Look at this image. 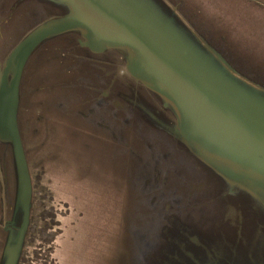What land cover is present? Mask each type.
I'll return each mask as SVG.
<instances>
[{"label":"water","instance_id":"1","mask_svg":"<svg viewBox=\"0 0 264 264\" xmlns=\"http://www.w3.org/2000/svg\"><path fill=\"white\" fill-rule=\"evenodd\" d=\"M12 1L10 8L15 4L16 10L22 0ZM39 2L56 11L38 20L0 61V173L5 177L0 187L6 188L3 201L6 193L11 199L13 173L17 196L11 209L22 211L15 236L11 223L0 264L21 263L31 234L33 189L51 170L34 154L39 146L34 137L41 132L30 130L48 124L49 116L37 109L21 128L19 115L23 73L39 49L49 50L48 58L62 64L78 60L98 70L94 83L71 78L39 83L36 90L47 93L66 85L90 92L86 107L64 109L56 101L58 111L73 112L77 124L91 123L98 135L111 134L118 142L121 133L107 129L101 112H111L127 128L133 125L132 115L142 112L141 118L156 126L155 133L189 148L209 168L208 178L185 180L187 189L198 190L175 200L174 209L171 199L156 207L153 213L160 221L153 222L152 233L158 240L142 254L144 264H264V84L235 65L229 47L236 42L227 37H248V0H188L184 6L179 0ZM257 34L261 38H251L264 43V35ZM61 38L57 46L50 45ZM238 42L248 47L251 41ZM107 51L111 58L102 57ZM72 61L61 70L70 72ZM115 100L119 109L112 106ZM8 162L11 169L5 173ZM53 174L58 187L70 192L64 177ZM204 192L218 203L214 230L201 236L182 219L181 209H188L184 199L194 201L202 197L196 193Z\"/></svg>","mask_w":264,"mask_h":264},{"label":"rangeland","instance_id":"2","mask_svg":"<svg viewBox=\"0 0 264 264\" xmlns=\"http://www.w3.org/2000/svg\"><path fill=\"white\" fill-rule=\"evenodd\" d=\"M39 1H19L15 10V4L10 8L12 0H0V61L6 59L38 20L56 11L42 7ZM187 1L179 0L181 6ZM246 6L252 12L248 15V37L227 35L236 42L229 48L236 56L235 65L264 84V43L252 39L261 38L257 33L264 35V0H248ZM242 38L251 41L248 47L239 44ZM62 40L56 39L50 45L55 47ZM49 53L39 49L22 78L20 125L24 127L23 119H31L37 109L49 116L48 124L35 125L30 130L38 127L37 131L41 132L34 137L39 140L34 154L51 170L34 186L31 234L19 264H57L53 262L54 256L59 264H144L142 254L158 240V235L152 233L153 222L160 221L159 215L153 213L156 207H162L163 200L171 199L174 209L175 200L198 190L187 189L185 180L199 182L200 178H208L209 168L189 148H180L174 140L168 138V142L164 135L155 133L156 126L141 118L142 112L132 115L130 128L123 126L119 118L112 119L111 112H101L107 129L121 133L123 141L118 142L111 134L98 135L97 127L91 123L77 124L73 112L58 111L56 101L64 109L86 107L90 92L66 85L47 93L36 90L39 83L62 79L94 83L99 74L92 64H79L78 60L62 64L55 57L48 58ZM111 56L109 51L102 55L103 58ZM71 61L73 69L62 71L61 67ZM48 132L49 139H46ZM3 149L10 152L11 148L3 145ZM8 167L9 162L5 173ZM35 172L41 174L40 169ZM54 172L64 177L70 192L58 187ZM10 175L11 199L6 193L7 201H3L6 188L3 192L0 187V260L8 233L12 229L15 236L22 221V211L11 209L15 206L17 191L14 175ZM3 179L0 173V184ZM198 194L202 197L194 201L183 200L188 209H181L184 215L181 216L202 236L201 232L212 233L215 228L214 205L218 200H211L206 192L195 195ZM150 196L155 197V203ZM201 198L202 202H195Z\"/></svg>","mask_w":264,"mask_h":264},{"label":"flooded vegetation","instance_id":"3","mask_svg":"<svg viewBox=\"0 0 264 264\" xmlns=\"http://www.w3.org/2000/svg\"><path fill=\"white\" fill-rule=\"evenodd\" d=\"M118 100H119V99H118ZM118 100H115V101L113 102V105H112V106H113L114 108H116V109H119V108L121 107V105L119 104V101H118ZM116 109H115V110H116ZM101 122H102V121H101Z\"/></svg>","mask_w":264,"mask_h":264}]
</instances>
